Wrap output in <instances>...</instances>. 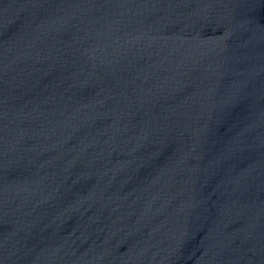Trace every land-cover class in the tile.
<instances>
[{
    "label": "water",
    "instance_id": "water-1",
    "mask_svg": "<svg viewBox=\"0 0 264 264\" xmlns=\"http://www.w3.org/2000/svg\"><path fill=\"white\" fill-rule=\"evenodd\" d=\"M0 264H264V0H0Z\"/></svg>",
    "mask_w": 264,
    "mask_h": 264
}]
</instances>
